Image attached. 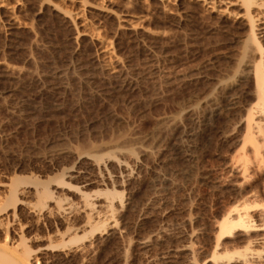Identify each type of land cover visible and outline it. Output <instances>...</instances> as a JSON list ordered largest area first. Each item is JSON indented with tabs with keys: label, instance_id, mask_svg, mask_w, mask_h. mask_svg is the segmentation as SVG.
<instances>
[{
	"label": "rangeland",
	"instance_id": "rangeland-1",
	"mask_svg": "<svg viewBox=\"0 0 264 264\" xmlns=\"http://www.w3.org/2000/svg\"><path fill=\"white\" fill-rule=\"evenodd\" d=\"M240 5L0 0V181L35 179L53 190L69 170L74 177L66 182L80 173L91 179L88 161L97 151L125 158L136 173L116 188L129 200L117 216L124 231L88 237L90 252L51 250L48 236L66 223L22 212V231L12 228L27 238L32 264H190L188 245L199 261L211 254L215 222L260 187L259 167L245 181L233 167L244 131L230 109L247 100L243 78L252 59ZM66 189L54 195L77 201ZM254 194L249 202L258 205Z\"/></svg>",
	"mask_w": 264,
	"mask_h": 264
},
{
	"label": "bare ground",
	"instance_id": "bare-ground-1",
	"mask_svg": "<svg viewBox=\"0 0 264 264\" xmlns=\"http://www.w3.org/2000/svg\"><path fill=\"white\" fill-rule=\"evenodd\" d=\"M237 1H240V6L244 9L243 14L249 20L251 34L247 39V44L250 45L251 54L250 52L249 54L252 55V59L248 61L244 78L242 77L248 84L244 91L247 100L241 106L233 103V106H230L231 109L229 108L234 111L233 115H236L235 125L244 131L237 140L239 148L233 157V167L240 171L242 181L252 175L248 173L249 170L259 167L260 187L255 191L251 189L249 193H245L240 198L242 199L240 202L236 199L237 201H234L236 204H232L233 207L226 209V212L223 211L225 213H222V218L220 217L217 223L215 222V226L213 225L215 243L207 258L203 257L204 259L199 261L194 256L195 249L192 246H186L190 252V264H264V0ZM255 9H260V25L255 23L257 20L253 16ZM257 29L260 30L259 33ZM103 39L99 40L101 53L108 60H106L107 64L114 68L112 52L109 49L111 45L109 41L106 42ZM214 114H217V110ZM95 153L88 161L93 172L91 179L80 173L78 174L79 180L76 179L78 182H66L65 175L70 179L74 177L73 172L69 170L67 174L63 172V176L55 180L54 185L52 184L54 191L59 187L73 191L77 198L75 202L71 198L70 200L55 196L51 185L44 181L30 179L25 182L23 180L25 178H17L8 182L0 181V233L4 235V239L0 240V264H32L31 253L33 251L26 245V237L18 233L16 228H12L19 225L22 231L23 225L19 218L22 212L33 215L38 220L59 217L66 223L64 231L56 230L50 237L48 236L50 238L49 247L52 246L51 250L55 247L56 250L58 247L64 250L69 247L70 250L73 248L80 252H90L89 248L93 246H91L92 240L88 237L94 236L97 232L107 234L109 231L113 233L124 231L118 228L117 216L125 209L129 200L125 198L124 191L116 188L121 186L125 178L135 177L136 173L125 158L116 157L114 153L110 155L109 152L104 153V156L103 153L98 152L100 155ZM133 153H129V159L131 158L132 162L137 164L139 160ZM77 172L79 173V170ZM93 186L98 189L92 190ZM254 193L260 195L259 206L254 204L255 201L253 204L249 202L251 196L255 195ZM255 208L260 209L258 214L253 213ZM190 221L189 217L187 222ZM10 229L15 231V237L14 235L11 238L8 237ZM231 236L236 237L235 245L228 247L226 243L225 247L223 243L226 240L222 242L223 239ZM54 241L58 243L54 245L52 243ZM141 242L145 243L143 240ZM19 247L22 250L19 251Z\"/></svg>",
	"mask_w": 264,
	"mask_h": 264
}]
</instances>
